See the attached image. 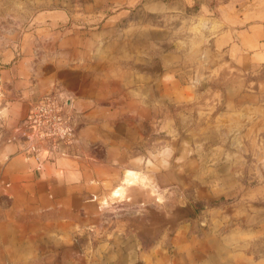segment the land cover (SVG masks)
Instances as JSON below:
<instances>
[{
	"label": "crops",
	"instance_id": "crops-1",
	"mask_svg": "<svg viewBox=\"0 0 264 264\" xmlns=\"http://www.w3.org/2000/svg\"><path fill=\"white\" fill-rule=\"evenodd\" d=\"M132 3L0 0V264H264V212L236 220L232 206L213 207L191 232L186 198H234L242 181L231 164L197 163L177 146L191 136L165 120V103L179 120L196 102L178 105L170 74L134 70L153 58L150 44L163 66L179 58L161 49L166 4ZM188 20L169 16L180 31ZM51 90L80 115L76 147L54 161L24 125ZM87 232L92 251L78 253Z\"/></svg>",
	"mask_w": 264,
	"mask_h": 264
},
{
	"label": "rangeland",
	"instance_id": "rangeland-1",
	"mask_svg": "<svg viewBox=\"0 0 264 264\" xmlns=\"http://www.w3.org/2000/svg\"><path fill=\"white\" fill-rule=\"evenodd\" d=\"M148 1L152 0H133V6L128 9L134 10L137 2ZM164 2L168 14L162 27L165 42L161 49L176 53L179 58L168 60V64L163 66L156 56V43L150 44L149 54L153 58L148 64L142 63L134 70L145 71L150 77L164 72L170 77H165L163 82L181 85L179 95L175 92V98L181 100L178 105L195 101L196 107L191 109V117H180L178 120L173 108L165 103L168 106L165 109L169 110L165 112V120L175 125L180 136H191L190 139L177 138V146L184 147V153L189 152L188 155L196 158L197 163L231 164L236 167L237 177L242 181V193L234 198L211 201L186 198L191 208L187 217L191 221V232L198 233L208 220V217L203 219V214L207 215L206 210L213 207H218L215 211L221 215L231 209L224 206H232L237 212L233 216L236 220L242 216L239 215L241 211L244 214L253 210L264 212V0ZM116 7L120 8L119 5ZM177 12L189 16V28L180 31V28L171 26L169 16ZM4 30L0 27V33ZM5 45L7 43H0V49ZM204 83L207 84L206 88H203ZM48 92L58 93V90ZM63 103L68 107L64 98ZM179 107L188 114L185 106ZM66 111L65 116L73 134L69 142L62 144L59 152L62 156L70 155L76 147L80 125L79 113L69 108ZM205 118L209 119L206 124L203 121ZM204 132H211V136L203 137ZM166 135L158 138L152 135L150 142L165 143L168 139ZM164 147L171 146L165 144ZM44 148L41 150L49 160L54 161L58 157V145ZM177 148H174V153ZM184 160L180 154L179 161ZM92 248V236L87 232L86 240L82 244L80 242L76 252L91 253Z\"/></svg>",
	"mask_w": 264,
	"mask_h": 264
},
{
	"label": "built area",
	"instance_id": "built-area-1",
	"mask_svg": "<svg viewBox=\"0 0 264 264\" xmlns=\"http://www.w3.org/2000/svg\"><path fill=\"white\" fill-rule=\"evenodd\" d=\"M66 110L68 107L58 93L47 92L30 104L24 125L37 140V152L44 147L56 145L57 152H60L62 144L72 139L73 133L65 116Z\"/></svg>",
	"mask_w": 264,
	"mask_h": 264
},
{
	"label": "bare ground",
	"instance_id": "bare-ground-1",
	"mask_svg": "<svg viewBox=\"0 0 264 264\" xmlns=\"http://www.w3.org/2000/svg\"><path fill=\"white\" fill-rule=\"evenodd\" d=\"M129 173H130V172H129ZM129 173H128V174H129ZM131 175H132V174H131ZM131 175H129V178H130ZM134 175H135V174H134ZM139 176H140V175H139ZM131 177H132V176H131ZM136 177H138V176H136ZM131 179H132V178H131ZM138 179H139V178H138ZM141 179H142V182H141ZM134 180H135V178H134ZM149 180H150V179H149ZM125 181H126V180H125ZM125 181H124V183H125ZM128 181H129V179H127L126 182H128ZM144 181H146L145 178H144ZM131 182H132V181H131ZM131 182H128V183H131ZM135 182H136V181H135ZM140 182H141L140 185H142V184H143V178H140ZM148 183H149V182H148ZM125 184H126V183H125ZM146 184H147V181H146ZM152 185H153V183H152ZM149 186H150V184H149ZM149 186H148V187H149ZM153 188H154V186H152L150 190H152ZM154 190H155V189H154ZM154 190H153V191H154ZM113 191H114V190H113ZM155 191H156V190H155ZM118 192H119V191H118ZM121 195H122V194H121ZM118 196H119V195H118Z\"/></svg>",
	"mask_w": 264,
	"mask_h": 264
}]
</instances>
